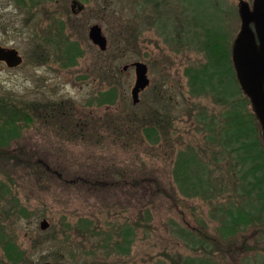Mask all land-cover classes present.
<instances>
[{
	"label": "rangeland",
	"instance_id": "374dc122",
	"mask_svg": "<svg viewBox=\"0 0 264 264\" xmlns=\"http://www.w3.org/2000/svg\"><path fill=\"white\" fill-rule=\"evenodd\" d=\"M79 1L84 10L77 15L70 12V0L49 4L46 64L30 56L27 39L9 33L5 39L26 57L15 69L0 66V107L14 106L28 116L20 114L8 132L5 113L0 120V264H182L187 258L264 264L259 219L236 230L221 224V210L248 209L255 202V193L247 198L238 189V156L220 144L221 114L228 108L211 94L193 95L186 75V69L207 62L206 26L221 27L232 46L241 27L239 0ZM10 24L8 32L29 35L22 21ZM45 24L38 11L36 32ZM94 24L107 39L104 52L88 37ZM67 43L76 45L73 59ZM137 61L146 64L150 83L133 104L131 64ZM110 88L114 104L101 103ZM53 104H64L74 123L42 109ZM152 114L165 124L157 144L144 139L138 126L139 118ZM205 115L217 120L213 141ZM190 149L211 164V189L204 196H187L174 183L175 157ZM43 220L46 229L40 227ZM129 226L135 228L131 236ZM193 234L202 244L193 243Z\"/></svg>",
	"mask_w": 264,
	"mask_h": 264
},
{
	"label": "trees",
	"instance_id": "16d2710c",
	"mask_svg": "<svg viewBox=\"0 0 264 264\" xmlns=\"http://www.w3.org/2000/svg\"><path fill=\"white\" fill-rule=\"evenodd\" d=\"M210 1V0H207ZM198 4H203L197 1ZM192 5V3H191ZM211 7L212 4H207ZM194 9V8H193ZM219 13L220 7L214 8ZM222 12V11H221ZM213 18L206 20L207 23ZM204 25H208L205 21H198ZM209 26V25H208ZM206 26L204 28L205 39L202 41L204 53L207 54V62L198 68L186 69V75L189 78L188 84L190 85V92L193 95H201L208 93L221 101V104L227 106V110L223 112L224 118L223 131L221 134V143L224 147L223 150L229 149L236 153L239 160L240 171H237L238 179L243 181L239 186V191L251 198L255 193V202L249 201L250 207L248 209H241L228 206L226 210H221L223 214L222 228L228 230H236L239 225L248 224L252 219H259L264 224V148L257 130V124L252 113L247 110L249 104L246 97L241 96V89L235 77V72L231 61V43L228 36L221 27ZM213 34V35H211ZM201 44V42H199ZM67 55L70 59L77 54L76 45L67 43ZM71 51H75L74 54ZM72 58V59H73ZM115 88H110L107 92L102 93L103 98L101 103L108 105L114 104L116 95ZM66 106L63 104L44 105L42 109L46 110L52 115L58 114L62 117V121L67 125L73 124L74 118L68 116L65 111ZM3 121L6 125L5 131H12L9 126L17 127L20 120L19 115L27 117L25 113L16 110L14 106L3 105L0 107V120L4 116ZM206 120V131L209 132L208 140L213 141L216 139V130L214 129L217 120L215 118L209 120V116H204ZM167 123V122H166ZM138 126L144 139L152 144H157L160 140V133L164 131L165 124L163 118L152 114L149 117L139 118ZM3 133V132H2ZM3 137V136H2ZM224 144H223V143ZM222 150V153H223ZM174 166L172 167V174L177 189L181 190L187 196L206 195L211 189L210 184L207 182L211 164L203 163L199 159V154L190 149V151L178 152ZM18 159V158H17ZM19 161V159H18ZM25 161V160H24ZM23 162V161H22ZM24 163V162H23ZM33 168L40 173V163L34 164ZM231 167V166H230ZM231 170V168H230ZM33 170V172H35ZM233 171V170H232ZM212 194V191H211ZM221 209V208H220ZM150 217V216H149ZM128 233L133 235L135 228L127 227ZM195 237L194 234L192 236ZM195 237L193 243L202 244V240ZM128 245L132 243V239L127 241ZM182 264H215L207 258H187L182 261Z\"/></svg>",
	"mask_w": 264,
	"mask_h": 264
},
{
	"label": "water",
	"instance_id": "95a60500",
	"mask_svg": "<svg viewBox=\"0 0 264 264\" xmlns=\"http://www.w3.org/2000/svg\"><path fill=\"white\" fill-rule=\"evenodd\" d=\"M73 3H78L73 1ZM78 12L84 8L78 6ZM238 14L241 20V27L238 34L232 40L231 63L235 72L236 80L241 92L249 99L252 106V113L255 114L263 132L264 143V0H253L251 5L239 0ZM88 37L101 52L107 49V39L104 37L101 27L98 24L90 26ZM4 60L9 67L18 66L21 57L14 50L6 51L0 48V61ZM135 81L131 89L132 103L139 102V94L146 89L150 80L148 68L143 62H133ZM128 66H124L126 70ZM48 222L43 220L40 223L42 229H46Z\"/></svg>",
	"mask_w": 264,
	"mask_h": 264
},
{
	"label": "flooded vegetation",
	"instance_id": "af4514ba",
	"mask_svg": "<svg viewBox=\"0 0 264 264\" xmlns=\"http://www.w3.org/2000/svg\"><path fill=\"white\" fill-rule=\"evenodd\" d=\"M52 0H0V32L3 35V38L0 39V48L8 50H14L17 52V55L21 57V63L15 67H9L6 61L1 60L0 66L6 67L7 69H15L19 67L24 61L26 57V51H21V47L15 43H6L5 39L9 36L7 34H11L13 37L22 36L23 39H27L29 43V54L32 58H36L40 64H46L49 58V53L47 50V45L52 44V6L49 4ZM74 0H70V12L73 15H77L78 5L82 4L79 0H75L78 3H73ZM82 6H84L82 4ZM84 10V8H83ZM82 10V11H83ZM40 13L41 18L46 20L45 28H42L44 31L37 33L36 26L33 25V21L37 16V13ZM81 11V12H82ZM79 12V13H81ZM9 16H11V20H9ZM28 26V33L22 32L21 30L12 29L8 32V28H11L10 23L21 22ZM39 54L37 55V52Z\"/></svg>",
	"mask_w": 264,
	"mask_h": 264
}]
</instances>
